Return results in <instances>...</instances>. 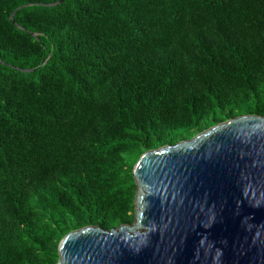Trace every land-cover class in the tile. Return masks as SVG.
Returning <instances> with one entry per match:
<instances>
[{"label": "trees", "instance_id": "16d2710c", "mask_svg": "<svg viewBox=\"0 0 264 264\" xmlns=\"http://www.w3.org/2000/svg\"><path fill=\"white\" fill-rule=\"evenodd\" d=\"M58 1L0 0V264L132 224L143 153L264 116V0Z\"/></svg>", "mask_w": 264, "mask_h": 264}, {"label": "water", "instance_id": "95a60500", "mask_svg": "<svg viewBox=\"0 0 264 264\" xmlns=\"http://www.w3.org/2000/svg\"><path fill=\"white\" fill-rule=\"evenodd\" d=\"M134 177L135 221L69 232L58 264H264V116L148 150Z\"/></svg>", "mask_w": 264, "mask_h": 264}]
</instances>
